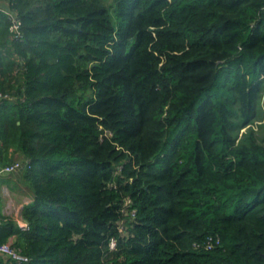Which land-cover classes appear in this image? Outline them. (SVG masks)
<instances>
[{
  "label": "trees",
  "instance_id": "obj_1",
  "mask_svg": "<svg viewBox=\"0 0 264 264\" xmlns=\"http://www.w3.org/2000/svg\"><path fill=\"white\" fill-rule=\"evenodd\" d=\"M0 93L25 264H264V0H0Z\"/></svg>",
  "mask_w": 264,
  "mask_h": 264
},
{
  "label": "built area",
  "instance_id": "obj_2",
  "mask_svg": "<svg viewBox=\"0 0 264 264\" xmlns=\"http://www.w3.org/2000/svg\"><path fill=\"white\" fill-rule=\"evenodd\" d=\"M13 29L15 32L18 33L17 29H18V23L14 22L13 24ZM4 98V95H2L0 93V100ZM29 165V164H28ZM21 165L19 162H14L8 165H5L3 167L0 168V177H4V176H9L15 172H18V170L20 169ZM6 190L7 188L4 187L3 188V192L4 194H6ZM31 202V200H22L20 202L15 201L12 197L8 196L5 202L6 205V212L7 214L12 212H14L13 217V221L16 224V226L25 231L29 228V225L27 223V221H25L22 218L21 215V211L24 205H27ZM4 216V215H3ZM0 224H1V219H0ZM16 236H10L7 241L3 242L0 244V256L5 257V259H8L12 262L18 263V264H25L27 262H29V257L27 255H25L21 249H19L16 245ZM114 245V246H112ZM109 247L111 249H114L116 247V241L114 239H112L110 241Z\"/></svg>",
  "mask_w": 264,
  "mask_h": 264
},
{
  "label": "crops",
  "instance_id": "obj_3",
  "mask_svg": "<svg viewBox=\"0 0 264 264\" xmlns=\"http://www.w3.org/2000/svg\"><path fill=\"white\" fill-rule=\"evenodd\" d=\"M1 6H3V5H1ZM16 158H18V157L15 156V159ZM2 178H5L6 181L0 183V215H2V216L4 215L7 219H13L12 216L14 215V212H13V215H12V212H11V214L10 213L7 214V212H6V205H5L6 195L3 192V188L6 187L8 190L12 191V194L13 193L15 194V195L13 194L14 197L12 196V198L18 202H20L22 200H31L32 201L33 194L30 191L26 192L24 194L25 196L18 194V193H15L14 189H18V186H22L20 181L19 180L11 181V179L8 176H4Z\"/></svg>",
  "mask_w": 264,
  "mask_h": 264
},
{
  "label": "rangeland",
  "instance_id": "obj_4",
  "mask_svg": "<svg viewBox=\"0 0 264 264\" xmlns=\"http://www.w3.org/2000/svg\"><path fill=\"white\" fill-rule=\"evenodd\" d=\"M10 179H11V181H16V180H18L19 179V174H18V172H15V173H13V174H11V175H9L8 176ZM6 180H5V178H2V177H0V183L1 182H5ZM19 183V182H18ZM29 190H28V188H26V187H24V186H18V189H14V192L15 193H18V194H21V195H23V196H25L24 194L26 193V192H28ZM14 194V193H13ZM13 194H12V191H10V190H6V199H7V197L8 196H10V197H12L13 196ZM15 195V194H14ZM14 197V196H13ZM112 246H114V245H112Z\"/></svg>",
  "mask_w": 264,
  "mask_h": 264
}]
</instances>
